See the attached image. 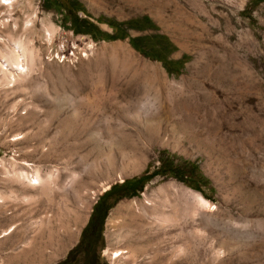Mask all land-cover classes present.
I'll use <instances>...</instances> for the list:
<instances>
[{
    "label": "rangeland",
    "instance_id": "rangeland-1",
    "mask_svg": "<svg viewBox=\"0 0 264 264\" xmlns=\"http://www.w3.org/2000/svg\"><path fill=\"white\" fill-rule=\"evenodd\" d=\"M49 1L0 5V51L31 44L26 73H0V264H264V0H79L110 34L143 15L157 28L114 39L75 32ZM151 32L178 74L130 43Z\"/></svg>",
    "mask_w": 264,
    "mask_h": 264
},
{
    "label": "trees",
    "instance_id": "trees-1",
    "mask_svg": "<svg viewBox=\"0 0 264 264\" xmlns=\"http://www.w3.org/2000/svg\"><path fill=\"white\" fill-rule=\"evenodd\" d=\"M57 1L59 2V7L63 9L64 18L71 22L74 31L88 33L95 39H100L103 37L110 39L123 38L127 34V28L132 27H137L138 29H157L151 19L148 16L143 15L125 22H111L110 24L112 25L114 32L113 34H110L108 32L102 31L93 21L87 17H80L78 15L80 11L84 12L85 15L87 14L85 7L79 0ZM44 2L47 7L51 4L49 0H44ZM130 43L134 48L141 51L146 56L162 61L169 74H178L180 72L182 60H174L169 58V55L176 49V46L167 35L160 32H151L145 35L131 37ZM162 167H165L162 173L177 177L178 179L184 181V183L196 189H199L200 185L206 182V179L203 176H197V174L200 173L199 168L195 163L186 162L184 167L180 168L171 164L168 165L166 160H164L162 161ZM157 173H159V171L143 173L142 175H139L131 180L124 181L122 185L126 190L133 188L136 185L141 188L146 181H148ZM114 187L115 186H113L110 190H112ZM110 206L111 204L108 207ZM107 208L104 210V212L100 213V217L102 219L106 215ZM94 216L95 213L91 216L88 225L82 231L78 246L84 244V242L87 240L90 233V228L93 226Z\"/></svg>",
    "mask_w": 264,
    "mask_h": 264
},
{
    "label": "bare ground",
    "instance_id": "bare-ground-1",
    "mask_svg": "<svg viewBox=\"0 0 264 264\" xmlns=\"http://www.w3.org/2000/svg\"><path fill=\"white\" fill-rule=\"evenodd\" d=\"M16 1L17 0H0V5L8 8V7H12L13 3ZM33 18H34V15H31L25 19V22L23 24V30L31 29ZM7 21L8 19H6V21L4 22V26L7 25ZM16 27H17V23L16 21H14L13 28L16 29ZM9 41L11 42V45H12V49L10 50V52L4 53L3 51H0V73H1L2 79L8 82H12L16 80L15 73L18 75L19 74L22 75L30 69L31 49L29 48V46L31 44L30 42L29 44H27V42H25V40H23L22 38L14 39V38L9 37ZM11 178L13 181L19 182L21 184L32 185V186H35L38 184L41 185L47 181V178H43L38 171H36L34 175L30 176L28 172L26 171H23V170L16 171L15 170L14 173L11 175ZM198 197L201 200H203L201 195L198 194ZM0 199H2L1 196H0ZM122 252H123L122 250H115L112 253L114 257H117L121 255Z\"/></svg>",
    "mask_w": 264,
    "mask_h": 264
}]
</instances>
